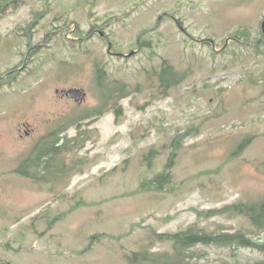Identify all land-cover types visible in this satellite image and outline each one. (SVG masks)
<instances>
[{"label": "rangeland", "instance_id": "obj_1", "mask_svg": "<svg viewBox=\"0 0 264 264\" xmlns=\"http://www.w3.org/2000/svg\"><path fill=\"white\" fill-rule=\"evenodd\" d=\"M136 2L141 4L135 11L102 29L118 50L135 47L139 32L153 27L161 13L181 19L195 36L215 39L216 49L239 25L257 35L264 14V0H49V11L31 28L32 43L64 19L76 20L86 31L89 21L99 26L106 16L119 15ZM43 7V0H23L17 8L10 4L0 15V71L23 65L25 28ZM88 13H92L90 18ZM141 40L149 46L125 61L109 55L96 35L82 44L53 35L46 46L37 49L26 69L17 73L16 80L0 88V244H14L15 248L10 251L0 246V259L10 264H137L133 252L171 247L169 242L155 239L150 228L173 232L195 221L199 226L231 230L248 227L242 217L198 220L190 207H220L264 196V56L254 57L251 47L232 43L225 53L213 56L211 49L190 41L169 16ZM162 58L185 75L166 96L151 97ZM96 62H105L111 75L118 70L117 75L133 86L141 82L145 90L122 101L124 111L118 122L113 113H106L83 127L88 128L91 139L77 155L85 156L87 165L60 193L64 198L51 203V186L32 182L13 168L60 117L98 103ZM70 88L82 89L85 100L77 103L64 98L61 91ZM26 128L31 130L28 135L23 131ZM188 129L191 134L180 139L171 169V184L178 188L129 197L121 194L159 172L174 137ZM252 134L244 151L232 157V150ZM152 146L157 154L150 155ZM209 169L211 173L205 172ZM193 174L201 175L178 184ZM52 185L56 188L61 183L53 181ZM43 205L51 206L43 211ZM72 206L77 207L61 217L59 212ZM168 215L172 217L166 218ZM142 217L150 228H135L120 241L111 238ZM97 233L104 236L87 248ZM200 248L203 263L264 259V254L246 248ZM80 250L84 252L79 254Z\"/></svg>", "mask_w": 264, "mask_h": 264}, {"label": "trees", "instance_id": "obj_2", "mask_svg": "<svg viewBox=\"0 0 264 264\" xmlns=\"http://www.w3.org/2000/svg\"><path fill=\"white\" fill-rule=\"evenodd\" d=\"M21 2H23V0H0V15H2L7 8H9L10 4L17 8ZM43 4V9L37 11V13L34 15L33 22L31 24H28L25 28L26 30L24 34L27 41L26 52L22 54L21 58H24L26 63L31 60L30 55H34L37 49H39L41 46H46L45 43L53 35L64 37L68 41L75 42L77 44H82L96 35L101 41H103L104 44H106V46L108 44V41L110 42V47L107 46V53L109 55H114V53L119 50L116 49L113 40L109 39L108 34H104L105 36H100L97 31L99 30L103 32V27L112 25L120 19H124L130 13L135 11L141 3H134L129 8L123 10V12L119 15L114 14L106 16L107 18L104 19L105 22L100 24L99 26H97L96 23L89 21L90 29L86 31L81 29L80 24L76 20H70L69 18L64 19L60 26L54 27L53 25H51L45 30L40 41H38L37 43H32L31 28L33 24H35L40 18H42L50 8L49 0H43ZM91 14L92 13H88L87 18H90ZM166 16L173 18L178 23V27L184 34L187 35L190 41L211 49V54L213 56L219 53H225L227 47L229 46V43L235 45L234 47H236V45L238 47H251L254 57H257L260 54L264 56V31L261 28V21L264 18V14L262 15L261 19H259L257 35H253V33L246 25H239L235 30L228 33L225 37L222 38L220 48L216 49L215 46L217 45L218 41H215V39L211 37L195 36L190 33L185 26L182 25L181 19L176 18L169 13H161L157 20V23L153 27L143 29L139 32L136 39V44L138 46L137 48L142 50L143 47L149 46V43L142 41L141 39L151 30L157 29L160 26L162 19ZM262 61L264 62V59H262ZM18 66L19 65H15L13 67L0 71V88L6 85H11L12 82L16 80V76L18 73V69L16 68ZM175 68L176 67L169 63V61L162 58V65L160 70L158 71L159 80L154 84L155 89H151L153 91V95H159V98H161V96H166V94L169 93V90H171V87H174L181 82L185 75V72H179ZM104 69L105 67H103L101 64H95L94 73L95 82L97 85L96 89L99 93V95L97 96L99 98V106L91 108L90 110L85 111L87 113H82L79 115V117L75 118V120H79L80 123H82V121L87 117H92L93 113H96L98 110L99 114H105L107 112L113 113L115 116V121L118 122L122 117L124 111L122 101L128 98L130 95L143 90V84H141V82H137L135 83L136 85L133 86L122 75H117V73L119 72L118 70L109 77V74L107 75ZM166 75H169L170 78H168ZM151 85L152 83L150 84V86ZM191 131L192 129H188L185 133L174 137L171 142V152L168 155L167 159L162 163V169L159 172L154 174L150 179L143 180L139 187H137L136 189L129 191L128 193L123 192L121 194L130 196L149 191H174L175 188H178V186H176L174 183L171 184V169L175 163V157L180 148V139H182L186 135L191 134ZM77 137H75L74 140H76ZM251 138L252 135L243 138L238 145V150H242L244 147H246L249 144L248 142L251 140ZM45 139L48 138H43V153L42 143H36L32 151L26 157L21 159V163L17 167L19 171L26 169L32 170L35 174L21 175L32 178L37 182H45L49 181L50 179H60L61 177L66 176L67 174L60 173H65V171H67L68 169H72V165H68V162L66 161L65 155L67 151L71 150L73 146H78V148L81 149L85 145L89 137L80 135L77 142L73 143L68 140L62 146L58 147L57 150L52 151L51 154H46L44 151L45 148L52 149V147H46L48 140ZM231 153L233 157L236 153V150H232ZM154 154H157V152L154 146H152L150 148V155ZM59 155H64L63 158L61 157L62 159L60 158L61 160H57V157ZM46 162H50L52 164V170L50 172L42 173V170L44 171V169L46 168L44 166ZM125 162H127V160H125ZM41 163L43 164V168L41 166ZM84 163L85 162L82 157L76 160V164L78 165L77 168H74L72 174L68 175L72 176L75 173H82ZM115 168L113 169V171L115 170ZM211 170L212 169L205 170V172L211 173ZM203 173L204 171L201 174ZM201 174H193L191 176H188L187 179H183L178 184L182 186L184 183H188L186 181H188L190 178ZM80 203L83 204L86 202L80 201ZM190 210L195 213L198 220H209L215 217H223L227 219L242 217L248 223V227H239L237 229L231 230V227L222 228V226L219 225L215 227L199 226L198 221H195L187 227L178 229L173 232H158L150 228L149 225H144L146 217H142L138 222L132 224L128 232L124 233V235H130L134 232L135 228H150V233L155 239L159 241L169 242L171 247L168 250L165 249L152 251V249H145L143 251L134 252L133 257L136 260L137 264H209L208 262H201L204 252L201 250L200 246L228 248L232 251L246 248L264 254V239L261 238V234L264 233V196L251 200H238L220 207H211L206 209L190 207ZM171 217V215L166 216V218L168 219ZM101 236H104V234L97 233L93 237H91L90 243L88 244L87 248H90L93 245L94 241ZM119 237L121 236H117L116 239H118ZM78 252H83V250H80ZM235 259L233 261L234 264H264V259L256 260L252 263H235ZM226 264L232 263L226 262Z\"/></svg>", "mask_w": 264, "mask_h": 264}, {"label": "flooded vegetation", "instance_id": "obj_3", "mask_svg": "<svg viewBox=\"0 0 264 264\" xmlns=\"http://www.w3.org/2000/svg\"><path fill=\"white\" fill-rule=\"evenodd\" d=\"M75 101L77 103L83 102V100H80V98H77V100H75ZM75 110H76V113L66 114V115H70V116L60 117L58 122L56 124H54V126H53L54 128L48 130L44 134H41L40 138L38 140H36V142L32 145L31 148H33L36 145V143L41 142L42 143V153H43V137H46V138H48V139H45V140H48L46 147L49 146L48 148L52 147V149L45 148L44 151L46 154H51L52 151L57 150L58 147L62 146L68 140H70V142L73 143V142H77L80 135L88 136L87 135V129L88 128H83V127L84 126L89 127L91 124L95 123V121H93V120L98 118L99 110L96 113H93L91 118L87 117L86 119H84L82 121V123H80L79 120H75V118L79 117L80 113H82V112H80L79 109H75ZM29 130H30L29 128H26L23 131L26 135H28V134H30ZM19 131H21V129H19ZM70 131L72 132L71 135L68 134V133H70ZM30 132H31V130H30ZM75 137H77L76 140H74ZM90 139L91 138L89 137L88 140H90ZM76 150H77V148H75V146H73L71 148V150L67 151L66 154H68V155L70 153L74 154ZM63 156L64 155H59L57 157V160H61L63 158ZM41 166L43 168L42 163H41ZM45 166H46L45 170L48 171V169H50V167H52V164L50 162H46ZM30 171H31L30 169H26L25 172H26V174H28V173H31ZM42 173H43V170H42Z\"/></svg>", "mask_w": 264, "mask_h": 264}, {"label": "water", "instance_id": "obj_4", "mask_svg": "<svg viewBox=\"0 0 264 264\" xmlns=\"http://www.w3.org/2000/svg\"><path fill=\"white\" fill-rule=\"evenodd\" d=\"M262 25H264V21H263V24ZM131 54V53H130ZM129 54V55H130ZM66 94L67 95H72V96H74V97H77L78 95H80V91L79 90H77V89H73V90H68L67 92H66Z\"/></svg>", "mask_w": 264, "mask_h": 264}, {"label": "bare ground", "instance_id": "obj_5", "mask_svg": "<svg viewBox=\"0 0 264 264\" xmlns=\"http://www.w3.org/2000/svg\"><path fill=\"white\" fill-rule=\"evenodd\" d=\"M263 31H264V29H263Z\"/></svg>", "mask_w": 264, "mask_h": 264}]
</instances>
